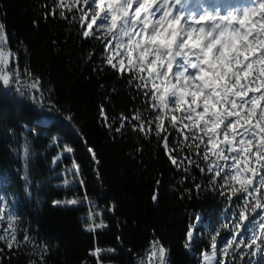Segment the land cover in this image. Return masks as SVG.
<instances>
[{
	"label": "snow or ice",
	"instance_id": "6c2138e0",
	"mask_svg": "<svg viewBox=\"0 0 264 264\" xmlns=\"http://www.w3.org/2000/svg\"><path fill=\"white\" fill-rule=\"evenodd\" d=\"M41 7L44 20L62 19L77 22L84 40H96L102 45L103 65L124 79L141 97L143 110H131L132 115L109 116L100 105L102 126L113 134L129 129L145 139L155 138L167 162L181 182L195 181L193 170L207 179V186L227 201L226 222L229 232L218 242L220 231L208 237L209 248L200 252L201 264H237L247 258V264H264V0H247L225 12L219 7H193L189 0H47ZM33 27L39 21L33 20ZM56 44V41H53ZM95 52H89L91 60ZM97 71V69H93ZM99 71H103L100 68ZM52 89L48 88L51 97ZM115 89H113V92ZM14 94L31 101L48 113L60 112L54 104L45 103V89L39 76L28 65H21L19 50H13L11 34L0 22V95ZM135 99V97H133ZM69 122L73 114L64 115ZM36 131L35 128L32 129ZM93 162V171L100 176V159L96 150L81 135ZM59 141L53 140V145ZM62 153H72L69 145ZM142 149L138 148L137 153ZM30 147L23 148L24 174L29 183ZM62 154L53 158V164ZM80 166L61 173V187L79 185L82 197L53 201V206L89 208L85 230L96 233L108 227L103 210L87 195ZM9 176L0 173V184ZM157 189L152 200L159 198ZM204 185L194 183L193 190L203 191ZM7 189H0V259L4 249H32L36 259L31 264H44L46 244L30 237L23 229V239L17 238L20 217L16 214ZM107 210L115 211L114 205ZM201 216L193 213L185 233L186 249L204 233L198 231ZM119 239V237L117 238ZM114 249L95 246L89 255L96 264L101 256ZM43 253V254H41ZM168 253L159 240L149 242L146 264H168ZM138 264H145L138 259Z\"/></svg>",
	"mask_w": 264,
	"mask_h": 264
},
{
	"label": "trees",
	"instance_id": "16d2710c",
	"mask_svg": "<svg viewBox=\"0 0 264 264\" xmlns=\"http://www.w3.org/2000/svg\"><path fill=\"white\" fill-rule=\"evenodd\" d=\"M43 2L47 0H0V22L11 34L13 50L20 52L22 67L28 65L41 78L45 103L60 109L48 113L14 94L0 95V173L10 174L0 189L8 190L20 217L17 238L23 239V229H27L30 237L42 242L41 248L46 244L47 253H41L44 264H96L89 255L95 246L115 250L101 256L103 264H138V259L146 264L152 240H159L168 249V264H201L200 252L209 248V235L216 230L220 231L218 240L229 235L221 227L228 215L227 201L212 191L196 170L195 181L189 178L182 183L183 173L167 162L155 138L145 139L131 129L113 138L100 122V105L110 117L117 118L118 126L120 113L131 116L130 109L143 110L142 97L103 65L101 43L82 39L77 22L44 20ZM33 20L39 21V27H33ZM89 52L96 53L91 60ZM48 88L53 90L50 98ZM60 113H71L74 119L69 122ZM81 135L101 161L99 178ZM54 139L59 141L57 145H53ZM26 144L31 150L28 184L21 179ZM62 145L74 151L62 153ZM138 148L142 149L139 153ZM58 154L62 159L53 164ZM73 161L79 164L84 188L96 206L92 210H103L108 227L102 231L85 230L87 221L82 218L89 213L86 205L53 206V201L84 195L79 185L72 189L60 186L61 173L71 168ZM157 179L161 183L154 204ZM194 183L205 187L189 196L185 190L194 189ZM108 205H114L115 211H108ZM194 212L202 218L197 230L204 235L186 249L185 233ZM3 227L0 225V231ZM30 253L32 249L27 247L5 248L3 256L7 258L0 259V264H31L37 257ZM237 264H247V258Z\"/></svg>",
	"mask_w": 264,
	"mask_h": 264
}]
</instances>
